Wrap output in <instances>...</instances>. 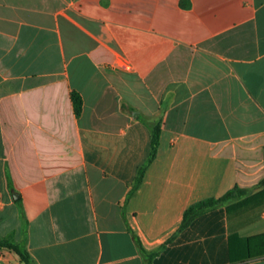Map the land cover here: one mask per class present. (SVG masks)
<instances>
[{
    "label": "crops",
    "instance_id": "0c3cea01",
    "mask_svg": "<svg viewBox=\"0 0 264 264\" xmlns=\"http://www.w3.org/2000/svg\"><path fill=\"white\" fill-rule=\"evenodd\" d=\"M9 235L35 264H264V0H0Z\"/></svg>",
    "mask_w": 264,
    "mask_h": 264
},
{
    "label": "trees",
    "instance_id": "16d2710c",
    "mask_svg": "<svg viewBox=\"0 0 264 264\" xmlns=\"http://www.w3.org/2000/svg\"><path fill=\"white\" fill-rule=\"evenodd\" d=\"M72 98L74 102L76 115L80 116L83 110L82 97L78 92H74L72 94ZM151 128H152L151 152L145 164H143L138 171L134 189H137L139 187V185L144 179L148 166L154 161V159L157 156L158 148L160 145V138H161V124L156 123L152 125ZM249 193L250 192L248 190L235 187L219 198H208L193 204L185 212L184 221L181 230L186 228L197 216L205 212L211 211L213 209H216L218 207L227 205L228 203H231L233 201L243 199ZM18 201L20 202L21 200L18 199ZM22 215L23 217L25 216L24 212H22ZM138 245L141 253L146 258V264H153V259L159 252L148 253L146 250H144V248L141 246L139 241H138ZM3 247L15 251L21 257L22 261L25 264H35L31 254L29 253V251L25 246V242L23 243L16 242L13 235H9L7 237H0V248Z\"/></svg>",
    "mask_w": 264,
    "mask_h": 264
},
{
    "label": "built area",
    "instance_id": "2783aa9c",
    "mask_svg": "<svg viewBox=\"0 0 264 264\" xmlns=\"http://www.w3.org/2000/svg\"><path fill=\"white\" fill-rule=\"evenodd\" d=\"M127 66L126 65H123V68H126Z\"/></svg>",
    "mask_w": 264,
    "mask_h": 264
}]
</instances>
